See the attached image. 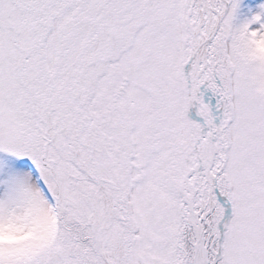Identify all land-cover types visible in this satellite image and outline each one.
<instances>
[{
	"label": "snow or ice",
	"instance_id": "1",
	"mask_svg": "<svg viewBox=\"0 0 264 264\" xmlns=\"http://www.w3.org/2000/svg\"><path fill=\"white\" fill-rule=\"evenodd\" d=\"M0 264H264V0H0Z\"/></svg>",
	"mask_w": 264,
	"mask_h": 264
}]
</instances>
